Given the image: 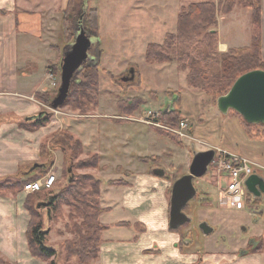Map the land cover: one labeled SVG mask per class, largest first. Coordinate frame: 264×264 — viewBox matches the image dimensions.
<instances>
[{
    "label": "rangeland",
    "instance_id": "374dc122",
    "mask_svg": "<svg viewBox=\"0 0 264 264\" xmlns=\"http://www.w3.org/2000/svg\"><path fill=\"white\" fill-rule=\"evenodd\" d=\"M48 1L55 10L56 27L54 32L55 36H58L56 39H59V42L56 45V63H51L48 66L55 75L56 89L44 97V116L46 123L50 122L57 127L67 125V129H70L67 131L73 138L83 143L79 149H73L72 141L69 142L64 132L66 130L58 131V134L64 132L58 136L57 141H61L66 149L58 144L52 147H59L65 152L66 167H63L60 176L55 175L56 183L52 192H56L59 188L65 186L68 180L75 181L80 175H93L100 180L98 199L101 208H103L101 185L103 187L110 185V180L119 175L114 167L115 164L127 159V154L118 151L117 146V140L126 133L130 136L128 147L134 150L131 156L137 164H140L136 160L135 155L137 154L143 156L161 154V156H156L154 164L164 165L165 167L169 163L161 164V162L167 159L166 157L169 155L163 151L169 149L192 157L194 151L215 149L217 152L218 148L237 153L249 160H255L249 155L253 151L251 149L253 141L264 138V127L258 125L245 127L241 117L233 110H229L226 115L221 114L216 106V99L219 96L207 94L202 90L191 87L186 80L187 70H180L177 62L149 64L145 60V50L148 43H161L164 39V33L175 32L177 11H179L181 3L187 5L211 0H74L75 20L78 18L81 7H87L86 22L91 28L89 35L93 37L90 50H92L91 55L94 56L95 60H88L85 66L94 63L97 64L98 68L97 105L96 107L90 105L87 111L80 110V108L75 107L77 103H72L74 99L81 102L80 92L77 95L74 93L73 99L70 93L66 102L58 108L53 109L51 107L53 98L58 94L61 81L60 66L64 52L62 49L68 47L66 43L70 42L71 33L74 35L76 31L75 28L71 29L69 36L63 38L60 22L62 11L67 6L68 0ZM236 7L235 10L239 14L240 11L242 13L238 16L237 13L234 14L235 12L232 11V14L229 13L226 17H224L225 15L220 16L219 29L222 38H228L236 32L233 28L236 25L239 28V34H241L239 40L243 41L244 33L249 39L248 28L251 21V11L240 9L244 6L238 5V3ZM92 8H95L98 12L96 19L98 32L95 31L97 32L96 35L93 32V20L89 10ZM244 15L245 17H243ZM242 24L246 26V29L242 28ZM240 30L243 34L240 33ZM242 45L249 46L250 42ZM129 68L135 70L134 79L123 82L121 77L129 74ZM76 87L78 88V86ZM79 89L80 87L77 90ZM92 115L96 116L88 119ZM117 115L121 118L114 117ZM113 117L119 122L112 119ZM172 118H175V120H172ZM95 120L98 123L117 122L120 125H104L100 128V126H92ZM181 120H184L187 125L181 130L182 136L167 130V126L177 128ZM145 121L155 124H148ZM102 151H105V153H102ZM94 155H96V166H88V158ZM47 160L45 170L52 171L51 165H49L52 157L48 156ZM178 162L179 159L173 160L175 164ZM149 163H153V161ZM214 167L215 161L210 162L209 168L213 169ZM179 174L180 172L176 171L174 176ZM212 174L215 175L214 182H212V175L209 170L202 177L193 180L197 194L183 209L191 220L178 227L180 230L189 228L188 231H192L191 233L195 238L190 239L187 248L191 247L190 249H194V251H201L204 247L202 239L204 234L198 224L205 218L197 219L192 211L198 194L209 193L213 204L220 210L216 213L222 211L225 219L216 215L214 219L209 221L213 227L210 236L219 237L218 239L222 240L227 246H230L231 242L232 244H239L244 233L242 228L247 227L244 219L253 218V214L249 216L247 213H250L253 208H257V204L264 199L263 192L258 201L257 199L249 200L248 205L246 204L236 210L229 209L223 203L222 195L218 190L219 186H224V180L216 172ZM86 184L88 186L89 183ZM46 195L47 192H40V194L29 195L26 200L32 203L31 205L43 222V228L47 230L45 242L55 250L53 259L57 264H96L98 257L82 263L78 256L69 254L66 251L65 242L75 235L76 209L63 205L59 206L61 210L57 209L56 212L55 210L53 212V210H50L51 208L44 205L37 207L35 203L44 199ZM57 212L59 214L57 226L60 229H55L51 221L54 220L52 217L57 216H54ZM114 214L117 213L114 212L110 216ZM69 215H71V218ZM188 231L181 232L184 235L183 241H185L186 232ZM62 232H66L68 237H61ZM260 240L264 241V236L255 240L252 244H256ZM183 249H185L184 246ZM0 256L2 257L1 253ZM3 259L13 264L6 258L3 257ZM44 262L46 264V261Z\"/></svg>",
    "mask_w": 264,
    "mask_h": 264
},
{
    "label": "crops",
    "instance_id": "0c3cea01",
    "mask_svg": "<svg viewBox=\"0 0 264 264\" xmlns=\"http://www.w3.org/2000/svg\"><path fill=\"white\" fill-rule=\"evenodd\" d=\"M211 1L219 3V0ZM233 1L238 3L241 0ZM179 6L181 9L184 5L181 3ZM236 8L233 7L227 13L217 12L218 49L221 52L232 47H243L242 44L251 41V21L248 28L249 39L240 30L244 40H239L241 34L236 25L233 26L236 32L232 36L222 38L220 16L226 17L232 11L239 16L242 12L239 14ZM240 9L251 11L250 7ZM260 11V50L264 60V0H260ZM54 12V7L48 0H0V253L13 264H45L43 260L33 257L28 250L26 230L31 217L25 206L29 194L23 190L24 182L39 176L46 169L48 156L52 157V171L46 172L60 176L63 167H66L65 152L59 147H52L55 145H51L50 141L58 131L70 130L67 125L57 127L49 122L38 128L33 127L35 121L45 115V100L40 95L47 96L56 89L55 75L48 68L49 64L56 63V45L59 42L54 32ZM242 28L246 29V26L242 24ZM66 48L62 50L65 51ZM118 116L114 117L121 118ZM114 117L112 119L117 120ZM93 125L102 128L104 125L120 124H104L95 120ZM260 139L263 141H253V151L249 156L257 160L250 161L262 167L257 174L264 179V138ZM129 141L128 133L117 140L118 151L125 152L127 159L115 164L119 175L110 180V185H101L104 211L99 220L104 225L118 222H128L130 225H113L102 231L96 264H264V248L261 251L251 250L252 243L264 236V199L250 212L256 220L244 219L247 227L242 228L244 233L239 244H232L230 241L231 245L227 246L219 237L203 233V249H188V242L192 237L195 238L192 231L182 227V230H173L169 226L170 193L174 181L189 169L193 155L190 157L182 152L164 150L169 155L161 162L169 163L164 167L154 164L156 156L161 154H137L136 160L140 163L137 164L131 156L134 150L128 147ZM43 146H46L47 154L42 153ZM175 159H179L176 164L173 163ZM150 161L153 163L148 164ZM159 167L161 170L166 169V175L154 173ZM176 171L180 174L174 176ZM209 172L214 182L215 175L212 171ZM223 187L219 186L220 195ZM197 198V207L194 205L192 208L197 219L203 217L205 219L201 221L205 220L209 225L210 219H214L216 215L225 219L222 211L216 213L220 210L213 204L209 193L198 194ZM114 212L117 214L110 216ZM250 213L247 215L250 216ZM51 221L55 229H60L57 219ZM136 223L144 229H136ZM183 231H188L186 239L189 240L183 241ZM63 236H67L66 232H62L61 237Z\"/></svg>",
    "mask_w": 264,
    "mask_h": 264
},
{
    "label": "trees",
    "instance_id": "16d2710c",
    "mask_svg": "<svg viewBox=\"0 0 264 264\" xmlns=\"http://www.w3.org/2000/svg\"><path fill=\"white\" fill-rule=\"evenodd\" d=\"M73 4L74 0H68L67 6L62 11L61 28L63 38L69 36L71 29L75 28L77 32L80 17L83 29L87 33L91 29L86 22L87 7H81L78 18L75 20V7ZM236 4L233 0H219L218 4L212 1L185 4L178 12L175 32L166 33L161 43H148L145 50L146 62L149 64L177 62L180 70H187L186 80L191 87L216 96L226 93L235 79L244 72L253 69L264 70V60L261 57L260 50V0H241L238 2V5L251 8L250 45L232 47L226 52H221L218 49L217 12L227 13ZM89 10L93 20V32H98V23L96 21L98 12H96L95 8ZM97 32H95V35ZM75 35L76 33L74 35L71 33L72 37H70V42H65L66 46L74 41ZM76 86L80 87V89L77 90ZM78 92H80L82 100L78 102L77 99H74L72 103H77L75 107L80 108L82 111H87L90 105L96 107V94L98 92L97 64L90 63L79 69L71 82L68 96L71 93V98L73 99L74 93L77 95ZM45 95H40V98L44 99ZM172 120H175V118H172ZM44 124H46L45 116L35 121L33 127L38 128ZM243 125L245 127L255 126L245 123ZM64 132L69 142L72 141L73 149H79L82 146V143L78 139L73 138L68 131ZM64 132L59 134L57 132L50 144H58L63 149H66V146L61 144V141H57L58 136ZM47 151L46 146H43L42 153L47 154ZM95 158L96 155L88 158V166H96ZM51 161L49 165H51ZM46 171L42 170L39 176L29 178L24 183L38 179ZM86 183H89V187ZM99 185L100 180L98 178L93 175L83 174L77 177L75 181L68 180L67 184L56 192H52V189H45L33 193L36 195L40 194V192H47L44 199L35 203L37 207L44 205L47 208H51L50 210H53V212L54 210L56 212L57 209L61 210L59 206L63 205L76 209L75 235L65 242V249L69 254L78 256L82 263L98 257L103 230L113 225H130L128 222H118L113 225H104L100 222L99 216L104 211V208H101L99 204ZM31 204L28 200L25 201V206L31 217L26 230L28 250L33 257L46 261V264H57L53 259L55 250L45 242L47 230L43 228V222ZM54 216L56 217L52 218L57 219L59 217L58 212ZM69 217L71 218V215ZM139 225L136 223L135 228L144 229L143 226ZM172 229L178 230V228ZM252 247L251 250L253 251H261L264 248V241L260 240L253 244ZM0 264L10 263L0 256Z\"/></svg>",
    "mask_w": 264,
    "mask_h": 264
},
{
    "label": "water",
    "instance_id": "95a60500",
    "mask_svg": "<svg viewBox=\"0 0 264 264\" xmlns=\"http://www.w3.org/2000/svg\"><path fill=\"white\" fill-rule=\"evenodd\" d=\"M92 38L83 29L80 17L74 41L63 52L58 94L51 102L53 109L61 106L66 100L71 82L79 69L88 60H95L94 56L89 54ZM134 71L133 68L129 69V74L122 76L121 80L123 82L132 81L135 76ZM216 106L223 115H226L229 110H233L245 124L264 126V70L253 69L238 76L228 91L217 97ZM213 157L214 150L194 151L188 169L189 172L180 176L172 184L169 219L171 228H178L190 222L191 218L185 214L183 209L196 195L193 180L202 177L206 173ZM154 173L163 176V171L160 168L155 169ZM245 186L253 197L258 198L264 192V179L257 174H253L247 178ZM198 227L204 234L213 231V228L205 221L200 222Z\"/></svg>",
    "mask_w": 264,
    "mask_h": 264
},
{
    "label": "built area",
    "instance_id": "2783aa9c",
    "mask_svg": "<svg viewBox=\"0 0 264 264\" xmlns=\"http://www.w3.org/2000/svg\"><path fill=\"white\" fill-rule=\"evenodd\" d=\"M145 122L155 124L150 121ZM186 126L185 121L181 120L177 128H169L167 126V130L182 136L181 130ZM213 161H215V167L211 171L218 173L225 180L221 194L226 201V205L239 209L248 204L251 196L246 189L245 181L262 167L237 153L218 148ZM55 181L56 177L54 174H46L41 178L24 184L23 190L30 194L44 189H51Z\"/></svg>",
    "mask_w": 264,
    "mask_h": 264
},
{
    "label": "flooded vegetation",
    "instance_id": "af4514ba",
    "mask_svg": "<svg viewBox=\"0 0 264 264\" xmlns=\"http://www.w3.org/2000/svg\"><path fill=\"white\" fill-rule=\"evenodd\" d=\"M92 37V36H91ZM92 53V50H90V53L89 54H91ZM129 69H131V68H129ZM134 73H135V71H134ZM160 168V167H159ZM189 171H187L186 173H188ZM185 173V174H186ZM164 176V175H163ZM195 187V186H194Z\"/></svg>",
    "mask_w": 264,
    "mask_h": 264
}]
</instances>
